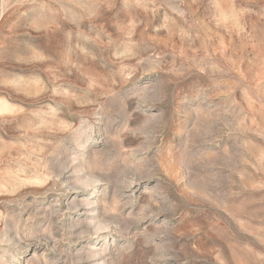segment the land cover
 Wrapping results in <instances>:
<instances>
[{"label":"rangeland","instance_id":"obj_1","mask_svg":"<svg viewBox=\"0 0 264 264\" xmlns=\"http://www.w3.org/2000/svg\"><path fill=\"white\" fill-rule=\"evenodd\" d=\"M0 264H264V0H0Z\"/></svg>","mask_w":264,"mask_h":264},{"label":"clouds","instance_id":"obj_2","mask_svg":"<svg viewBox=\"0 0 264 264\" xmlns=\"http://www.w3.org/2000/svg\"><path fill=\"white\" fill-rule=\"evenodd\" d=\"M160 112H161V114L163 113V107H161L160 108ZM99 181H97V183H98Z\"/></svg>","mask_w":264,"mask_h":264}]
</instances>
